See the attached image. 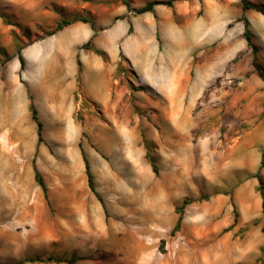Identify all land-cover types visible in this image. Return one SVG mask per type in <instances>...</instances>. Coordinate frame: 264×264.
<instances>
[{
    "label": "rangeland",
    "instance_id": "374dc122",
    "mask_svg": "<svg viewBox=\"0 0 264 264\" xmlns=\"http://www.w3.org/2000/svg\"><path fill=\"white\" fill-rule=\"evenodd\" d=\"M84 1L0 0V14L11 22L0 17V90L4 93L1 98L8 97L17 109L19 130H33L34 165L47 186L45 195L35 181L34 168L21 155L16 169L9 170L5 165L0 168V182L34 185L26 201L18 196L14 203H0V216L15 215L0 217V264H17L49 255L79 258L81 254L86 259L84 264H211L213 258L208 247L223 236L207 235L202 229L200 175H193L200 170V163L193 162L194 157L200 158L193 151L200 147V136L188 134L184 129L170 133L169 123L162 124L167 131H160L159 124L154 122L160 110L153 105L154 94L139 86L137 72L126 55L137 53L139 38L147 34L154 36L153 16L150 14L148 18L136 12L147 0H93L95 11L92 12L85 9ZM171 1L196 8L195 19L225 21L224 27L210 24V34L218 33L217 41L208 44L210 50L235 55L237 59L233 63L247 59V66L254 67L255 58L264 67L259 59L264 58L263 14L254 9L244 11L240 0ZM250 2L264 6V0ZM74 15L90 21L94 17L98 23L109 18L107 26L96 25L97 39L109 31V49L96 51L97 58L102 60L96 68L108 76L109 105L91 110L75 108L72 129L62 109L56 116L46 100L31 96L29 89L40 82L34 81L39 74L26 55L54 49L49 31L58 21ZM243 16L255 34L256 52L248 47L243 36ZM176 28L179 29L177 24ZM93 45L90 43L84 50L94 49ZM18 49L24 67L20 65ZM29 94L43 123L44 136L40 143L31 118ZM172 109L181 117L175 123L178 126H184L186 118L194 117L198 111L190 108L188 115L187 108ZM164 110L170 113L171 108ZM29 141L20 140L19 147L26 151ZM79 144L90 164L102 203L88 186ZM146 154L154 159L156 172ZM187 173H192L191 181L186 180ZM185 198L189 203L183 209L180 228L173 231L179 216L176 208ZM96 207L107 218L109 245L102 250H84L80 241L86 235L77 233L76 228L82 226L84 217L91 221ZM23 209L29 214L26 218L19 217ZM236 253L238 261L232 264H264V251Z\"/></svg>",
    "mask_w": 264,
    "mask_h": 264
},
{
    "label": "crops",
    "instance_id": "0c3cea01",
    "mask_svg": "<svg viewBox=\"0 0 264 264\" xmlns=\"http://www.w3.org/2000/svg\"><path fill=\"white\" fill-rule=\"evenodd\" d=\"M84 4L85 9L95 11L93 0H85ZM104 5L108 10V3ZM195 11L194 7L174 3L157 4L152 11L144 12L148 18L150 14L153 16L154 36L139 38L137 53L126 55L137 72L139 86L154 94L153 105L160 108L154 122L159 124L160 131L164 129L163 123H169L170 133L184 129L188 134L200 136V147L193 148L195 155L200 154V158H193V162L200 163V170L193 175H200L202 229L207 235L223 236L208 247L213 258L211 264H232L238 261V251H264V198L255 177L260 172L264 181V78L255 67L247 66L249 60L233 63L235 55L210 50L208 44L218 37V33L210 34V24L224 27L226 23L195 19ZM92 18L93 25L75 21L51 35L55 39L51 40L54 49L26 55L39 74L34 81L40 82L29 89L31 96L46 100L56 116L62 109L72 129L75 108L91 110L109 105L108 76L96 68L102 61L97 58V48L103 52L109 49V31L101 35L104 39H97L96 25L107 26L109 18L100 24ZM62 34L67 37H61ZM89 42L94 49L84 50L83 46ZM252 59L253 56L251 64ZM259 59L264 66V58ZM261 69L264 74V67ZM3 95L0 90V168L5 165L9 170L16 169L18 155L33 167V130H19L17 109L8 97L2 99ZM172 108H187L188 115L190 108L198 111L194 117L186 118L184 126H178L175 123L181 117ZM24 139H30L26 151L19 147ZM191 175L187 173L186 180L191 181ZM33 189L31 182L19 185L1 181L0 203H14L18 196L26 201ZM96 209L90 222L84 217L82 226L76 228L77 233L86 235L80 241L84 250H102L109 245L107 218L103 210ZM19 214L21 218L29 216L26 209ZM13 216L8 213L0 217ZM76 261L84 264L86 259L81 254Z\"/></svg>",
    "mask_w": 264,
    "mask_h": 264
},
{
    "label": "trees",
    "instance_id": "16d2710c",
    "mask_svg": "<svg viewBox=\"0 0 264 264\" xmlns=\"http://www.w3.org/2000/svg\"><path fill=\"white\" fill-rule=\"evenodd\" d=\"M241 5H242V9L248 10V9H254L258 12H260L261 14L264 15V6L263 5H256L253 4L252 2H250V0H240ZM157 4H165V5H172V1L168 0V1H149L147 2L145 5L141 6L140 8H138L136 10L137 13H144L147 11H152L153 7ZM127 5L129 6V4L127 3ZM0 17H2L7 23H11L9 22L8 18L4 15V14H0ZM241 20H243L244 22V32H243V36L247 42L248 47L253 49V52L257 51V46L253 44V34L250 30V23L249 21L243 16L241 18ZM75 21H83V22H90L92 25L93 23L90 21V19L87 18H83L79 15H74L69 19H62L60 21H58L55 25V27L49 31V35L55 34L59 31H61L64 27L70 25L71 23L75 22ZM90 44L87 43L85 44L83 47H88ZM97 51V50H96ZM98 53H100V51H97ZM18 59L20 61V65L21 67H24V58L21 55L20 49H18ZM78 65L80 67V62H78ZM253 65L254 67L259 71V73L261 74V76L264 78V74H262L261 72V67L259 66V64L257 63L256 59H253ZM29 100H30V104H29V108L31 111V118L32 120L35 122L36 124V131H37V143H40L43 140L42 137V132H43V123L41 122V120L38 117V112L36 109V106L34 105V103L32 102V97L29 95ZM80 150H81V154L83 157V161H84V167H85V173L87 176V182H88V186L91 189V191L96 195L97 199L102 203V198L100 197V195L96 192L95 190V185H94V178H93V174L91 172V168H90V164L88 162V159L85 155L84 150L82 149V145L79 144ZM148 156V154H146ZM149 157V156H148ZM150 161H151V165H152V170L154 172L157 171V168L155 166V162L154 159L152 157H149ZM262 164H264V160H262ZM34 168V178L35 181L37 182V184L41 187L42 191L44 192V194H47V186L45 184V181L43 179V177L41 176V174L39 173V171L37 170L36 166L33 165ZM255 177L258 179L259 185H258V190L261 194V196L264 198V181L261 177L260 172H257L255 174ZM189 203V200L187 198H185L182 202V204L176 208V212L179 214L178 218H177V222L174 226L173 231H178L181 225V221H182V213H183V209L185 207V205H187ZM263 209H264V202H263ZM77 257L76 256H72L70 258H65V257H55L52 255H49L45 258H29L26 260H21L19 261L17 264H23L25 262H33V261H38V262H42V263H66V264H73L76 261Z\"/></svg>",
    "mask_w": 264,
    "mask_h": 264
},
{
    "label": "bare ground",
    "instance_id": "6f19581e",
    "mask_svg": "<svg viewBox=\"0 0 264 264\" xmlns=\"http://www.w3.org/2000/svg\"><path fill=\"white\" fill-rule=\"evenodd\" d=\"M123 262V261H122ZM156 262V261H155ZM126 263V262H125ZM167 263V262H166ZM152 264V263H151ZM153 264H155V263H153Z\"/></svg>",
    "mask_w": 264,
    "mask_h": 264
}]
</instances>
